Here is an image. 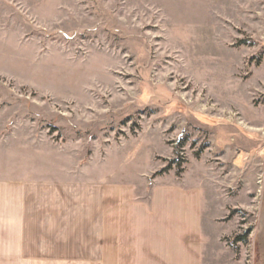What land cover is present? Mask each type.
Wrapping results in <instances>:
<instances>
[{"label": "rangeland", "instance_id": "rangeland-1", "mask_svg": "<svg viewBox=\"0 0 264 264\" xmlns=\"http://www.w3.org/2000/svg\"><path fill=\"white\" fill-rule=\"evenodd\" d=\"M263 164L264 0H0V223L9 188L33 222L16 258L0 233V264H104L103 217L45 235L41 210L70 188L103 205L125 173L142 202L198 182L248 264Z\"/></svg>", "mask_w": 264, "mask_h": 264}, {"label": "crops", "instance_id": "crops-1", "mask_svg": "<svg viewBox=\"0 0 264 264\" xmlns=\"http://www.w3.org/2000/svg\"><path fill=\"white\" fill-rule=\"evenodd\" d=\"M113 174L115 178L111 176L106 184L112 185L114 179L115 182H130V185L106 187L103 205H98L101 203L91 197L82 205L84 210L76 208L77 203L73 201L79 199L83 203L82 198L87 192L74 193L70 188L72 200L63 205V211L59 205L51 212L48 208L44 213L41 210L40 224L46 229L45 235L61 234L60 216L63 214L71 219L69 221L86 216L96 220L103 217L104 264H244L238 248L234 247L241 242L226 245L222 241L230 235L231 227L216 223L208 205L204 206L203 188L197 185L198 182L191 188L185 186L186 175L177 183L160 181L153 186L150 200L142 202L134 197L141 189L136 186L139 185L138 175H135L138 173H125L128 174L126 181L118 180V173ZM260 178L261 202L259 208L254 209L248 264H264V164ZM9 194V214L5 223H0V233L7 235L10 257L16 258L17 247L32 240L33 222L26 202L18 206L16 191L13 193L9 188ZM48 220L54 221L51 228L46 225ZM74 231L72 225L65 234L74 235ZM42 241L48 239L43 236ZM24 252L22 256H31L26 250Z\"/></svg>", "mask_w": 264, "mask_h": 264}, {"label": "trees", "instance_id": "trees-1", "mask_svg": "<svg viewBox=\"0 0 264 264\" xmlns=\"http://www.w3.org/2000/svg\"><path fill=\"white\" fill-rule=\"evenodd\" d=\"M234 242L246 243V235L235 237Z\"/></svg>", "mask_w": 264, "mask_h": 264}]
</instances>
